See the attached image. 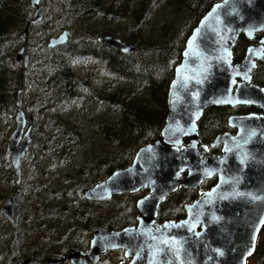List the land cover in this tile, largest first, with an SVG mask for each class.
Instances as JSON below:
<instances>
[{
	"label": "water",
	"instance_id": "1",
	"mask_svg": "<svg viewBox=\"0 0 264 264\" xmlns=\"http://www.w3.org/2000/svg\"><path fill=\"white\" fill-rule=\"evenodd\" d=\"M29 4L33 11L24 22L25 35L47 9L43 0H29ZM261 29L264 0H218L199 18L185 39L169 82L167 113L159 134L139 146L128 165L80 192L85 199L107 201L114 195L145 189L135 203L136 224L118 230L96 227L89 254L74 250L67 257L88 260L108 248L123 249L130 258L126 264H247L264 225V90L247 86L254 65L248 51L242 63L232 64L231 49L238 33L251 37ZM67 40L68 32L63 29L49 37L47 45ZM97 40L122 52L133 48L109 34ZM24 51L22 45L14 57L26 67L29 59ZM235 78H240L236 86ZM237 104L257 105L262 112L229 116L228 124L236 131L217 134L209 145L221 144V151L210 153L198 133L204 109ZM15 105L14 128L5 146L15 192L0 206L11 222L22 161L33 137L32 120H27L22 109L21 88ZM213 176L216 181L210 188L183 204V218L157 220L159 205L167 195L179 186L196 189Z\"/></svg>",
	"mask_w": 264,
	"mask_h": 264
},
{
	"label": "trees",
	"instance_id": "2",
	"mask_svg": "<svg viewBox=\"0 0 264 264\" xmlns=\"http://www.w3.org/2000/svg\"><path fill=\"white\" fill-rule=\"evenodd\" d=\"M158 1L47 0L45 12L47 17L30 26L31 31L36 35L34 46L30 47L38 51L37 62L34 64L35 68L31 69L30 76L36 77L44 83L40 96L35 100L36 115L38 116L42 111H47L57 104L78 100L82 94L116 113L115 118H112L111 121L104 117H97L92 122L93 128L110 146L109 153H99L93 160L85 159L84 164L74 167L75 175L71 174L70 177L62 178L58 188L49 190L50 199L48 197L38 199L44 200L42 205H38L42 215L38 231L44 234L48 231L53 240L59 241L64 234L67 235L66 230L65 232H60L59 229L53 231L47 227L51 220L54 221L53 226L57 224L56 221L63 222L66 215V210L63 209L64 204L55 201L66 197V200L70 202L68 211L74 213V216L77 213H82L83 204L98 205L99 202L81 198V190L99 181L101 175L105 177L114 169L128 165L136 149L153 141L159 134L167 113L166 96L169 82L173 77L174 68L180 60L185 39L199 18L218 0H164L163 5L171 9L173 15L181 13L184 8H187L192 15L187 30L179 40L175 41L172 40L174 34L177 33L174 20L162 22L156 36L145 33L146 20L155 12ZM27 8V2L20 9L19 0H0V114L4 113L9 105H6L7 99H12L14 96L16 98V85L21 83V73L16 68H19V62L14 59L9 46L19 37H24V34L22 36L20 34V27L21 22L25 19ZM52 8L58 11L61 19L56 23V26L47 25ZM99 19L128 20L127 28L116 27L113 29V35L132 44L133 48L122 52L103 44L97 40V37L111 33L88 26L86 30L77 32L75 38H68L66 42L53 47L47 45L49 35L56 29H65L70 25H80ZM72 28L71 31L74 30V27ZM89 57L100 64V70L109 77L101 87L98 86V82H95L97 77L84 78L75 71L76 64ZM36 80L34 79V81ZM49 120L53 121L55 131L47 134L48 136L45 134L44 143L57 140L62 146L69 147L70 143L72 145L80 141L79 120L72 122L64 117L51 116L46 121V126L51 124ZM32 123L33 141L39 135L37 134L38 123L36 121ZM209 125V113L206 110L199 122V137L201 142L206 144L211 139L208 133ZM32 148L30 144L27 153ZM211 149L218 150L213 147ZM214 179H204L199 188L201 190L209 188L214 183ZM34 181L33 173L27 175L26 180H23L25 189L30 191ZM21 182L22 180L20 184ZM74 184L77 185L74 186ZM79 189L81 190L79 191ZM19 191L21 192V190ZM20 192L17 195H20ZM197 194L198 190L179 188L174 195H169L161 204L159 220L172 218L176 220L184 216L182 202L193 200ZM3 197L0 195V202ZM130 200L133 210L135 194L129 193L113 196L107 206L112 207L113 205V210L121 216V220H127L125 223H129L135 219L133 212L126 217L123 213V206H127ZM47 201L52 202L53 206H49ZM66 206L69 209V206ZM174 206L178 210L177 208L174 210ZM80 217L81 221L78 220L74 224L69 223L66 229L71 226L78 227L79 224L81 227L87 228L90 212L87 211L86 216L80 215ZM111 224L107 223L108 226H112ZM251 258L254 259L253 264H261L264 261V235L263 239L259 238L257 241L255 252L249 259ZM249 259L247 264H249Z\"/></svg>",
	"mask_w": 264,
	"mask_h": 264
},
{
	"label": "rangeland",
	"instance_id": "3",
	"mask_svg": "<svg viewBox=\"0 0 264 264\" xmlns=\"http://www.w3.org/2000/svg\"><path fill=\"white\" fill-rule=\"evenodd\" d=\"M164 0L158 1V6L155 12L150 15L146 20L145 33L146 35L156 36L162 22L174 20L175 27V36L172 37V40H179L181 36L185 33L190 24L192 18L191 12L187 8H184L181 13L176 15L172 14L171 9L163 5ZM25 2L28 3V8L25 11V19L21 22L20 34L23 35L24 22L32 14L33 8L29 4V0H19L20 9L24 6ZM47 4V0H43ZM58 11L55 8H52V12L49 15V20L47 25L56 26V23L61 20L60 16L57 13ZM44 17H47L43 16ZM128 20L123 21H113V20H104L99 19L95 21H87L80 25H70V27L65 28L68 31V38H75L77 32L86 30V27H95L98 30H106L110 35H113V29L120 27L122 29L127 28ZM74 30L71 31V29ZM87 27V28H88ZM64 28L56 29L55 32H52L49 37L58 35ZM191 31V30H190ZM190 33V32H189ZM114 36V35H113ZM36 35L31 31L27 32V35L24 37H19L9 49L12 50V55L14 56L17 50L24 45L25 54L28 55L29 63L27 68H23L22 62H19V68L16 67L21 73V83L16 85V91L22 89V109L25 113L27 120L36 121L38 123V132L39 137L33 139L31 145L32 150L28 152L25 158L22 161V175H21V184L19 188L21 192L20 195H16V211L22 213L26 221V226H20L17 230L19 237L17 240H36L37 235L43 233L38 231V224L42 218L41 211L38 208V205H42V201L38 200L41 197H49V190L51 188H58L62 178L70 177L71 174H76V169L74 167L81 166L84 164L85 159L93 160L97 154L102 152L109 153L110 146L96 131L92 126V122L97 117H104L108 121L115 118L116 113L111 112L110 108H105L98 104L96 101H91L90 98H87L82 94V96L77 100H71L66 103L57 104L53 108H50L47 111H42L39 115H36V102L40 93L42 92L43 82L39 81L36 77L32 78L30 76L31 69L35 68V62H37V53L36 49L34 50L30 46H34ZM169 40V39H168ZM76 73L81 77H97L95 82H98V86L101 87L109 79V77L103 74V71L100 70V64L96 63L91 57L80 60L75 66ZM34 79L36 81H34ZM41 85V86H40ZM81 92V91H80ZM16 98L15 96L6 101V111L0 114V195H3L0 204L2 205L4 200L12 193L15 192L14 181H11V172L12 167L10 164L9 156L5 153L6 140L10 132L14 128V115L16 112L15 105ZM96 102V103H95ZM51 116L57 118L64 117V119H69L72 122L79 120L80 127V141L78 143H73L69 147H64L57 140H52L50 143H44L43 138H46L45 134L49 135L55 131L53 121L49 120V125L46 126V121L51 118ZM52 129V130H51ZM47 135V136H48ZM33 173L35 177L34 184H32L31 190L28 191L25 189V181L27 175ZM37 175V179H36ZM104 175H101L99 178L103 179ZM103 177V178H102ZM98 178V179H99ZM100 179V180H101ZM99 180V181H100ZM98 182V181H97ZM96 183V182H95ZM77 185V184H76ZM74 184V186H76ZM93 185V184H92ZM91 186V185H90ZM81 189H79L80 191ZM146 190L141 189L135 194L142 195L145 194ZM61 202L64 204L63 209L66 210V215L64 216V221H56L57 224L54 226L53 220L51 223H48V228L53 231L59 229L60 232H68L72 229L71 226L69 229H66L67 225L70 223H76L82 220L80 215L86 216L87 211L90 212L89 225L87 228L78 229V233H68L64 234V245L73 246V245H83L86 238V233L94 228L100 221L103 224L109 223L112 221L109 218L113 216L112 226L120 227L127 220L122 221L121 216L116 214L117 212L113 210L112 207L102 205V206H92L91 204H83L82 213H77L74 216V213H69L70 211V202L66 200V197L55 201ZM49 206H53L52 202H46ZM0 205V206H1ZM69 206L68 207L66 206ZM0 221L2 224H5V227L8 226L6 222H3L2 214L0 213ZM119 219V220H118ZM5 221L7 219L5 218ZM91 224L93 226H91ZM78 228L81 227L80 224L77 225ZM13 230H11L12 232ZM8 232V231H7ZM14 234V232H12ZM11 235V234H10ZM264 231L261 233L260 238L263 239ZM24 238V239H22ZM63 239V238H62ZM6 241H11V239L6 238ZM8 244V243H7ZM261 246V243H260ZM114 258L119 259L120 256L115 254ZM254 258V257H253ZM249 259V264L254 263V259ZM261 264H264L262 261Z\"/></svg>",
	"mask_w": 264,
	"mask_h": 264
},
{
	"label": "flooded vegetation",
	"instance_id": "4",
	"mask_svg": "<svg viewBox=\"0 0 264 264\" xmlns=\"http://www.w3.org/2000/svg\"><path fill=\"white\" fill-rule=\"evenodd\" d=\"M247 51H248V54L253 58V62H254V65L252 66L250 73H249L250 78L247 82V86L258 87V88L264 90V29L255 31L254 35L251 37L246 36L243 33H238L236 40H235V42L232 46V49H231V62H232V64L242 63L247 56ZM24 53H25V51H24ZM14 59H15V57H14ZM17 62H19V61H17ZM28 63H29V61H28ZM22 66H23V68H27L28 64L26 67H24V65L22 63ZM239 81H240V78H235L234 86H236ZM206 110H208V113H209L210 125L208 128V133H209V136H211V139L207 145L209 146V152L214 153V154L219 153L221 151V144L210 146L209 143L213 140V138L217 134H220L223 132L234 133L236 131L235 128L230 127L228 124L229 116L239 115V114H248V113L260 115L262 112V109L259 106L253 105V104H237V105H233V106H230V105L209 106V107H206L204 109L200 119L198 120V133H199V122H200V120H201V118H202V116ZM199 136H200V134H199ZM212 147L217 148L218 150H212L211 149ZM213 151H215V152H213ZM216 151H218V152H216ZM212 178H215L214 180L216 181L215 176L211 177V179ZM215 181H214V183H215ZM179 188H184V187L179 186L174 192L170 193L169 195H174V193ZM185 189H195V188H185ZM206 189H208V188H206ZM206 189L201 190L198 186V188H196L195 190H198V194H199L201 191L206 190ZM17 193L18 192H16V194H15V202H16ZM129 194H136V193H129ZM198 194H197V196H198ZM118 195H120V194H118ZM142 195H139V194L136 195L137 197L133 201V210H132V201L131 200L127 204V206H123L124 207V212H123L124 215H126V217H128V215L131 214V212H133V217L135 219L131 220L129 223L123 224L120 227L108 226L106 224H103L100 221L97 225L94 226L93 229H91L90 231H88L86 233L87 239L85 240L84 244L80 245V246H77V245L66 246V245H64L63 244L64 243V237H63V239H61L59 241L53 240L51 238L52 235L48 231L45 232V234L42 233V234L37 235L36 240H17L19 237L17 230L19 229L20 226L21 227L26 226V225H24V223H26L25 219L23 218L24 216L22 215V213L17 212L16 207H15L14 219H13V222H11L8 219H7V221H5V216L0 212L2 214L3 222L4 223L6 222V224H8V226L5 227V224H2L0 221V264H126L130 258L125 256L123 249H108L107 248L106 250L100 251L99 253H97L93 258L88 259L89 261L84 260L82 258L71 259L70 256L67 257V254L68 253L73 254L74 250H78L80 252H83L84 255H88L89 249H90V240H91L93 231L96 227L101 226V227L106 228L107 230H118L124 226L135 225L136 224V215L138 213V210L136 208L135 203H136V200ZM169 195H167V197ZM81 198H83V197H81ZM112 198H113V196L107 201H95V200H93V201L99 202L98 206H102V205L107 206V203ZM83 199L88 200L85 198H83ZM193 200L182 202V208H183L184 203L191 202ZM88 201H92V200H88ZM161 204L159 205V208H160ZM15 205H16V203H15ZM112 208H113V205H112ZM159 208H158V215H159ZM176 208L177 207L174 206L173 209L175 210ZM177 210H178V208H177ZM183 213L185 216L184 208H183ZM184 216H182L180 218H183ZM109 219L113 221V216L110 217ZM157 220L163 221V220H159V216H157ZM166 220H168V219H166ZM176 220H178V219H176ZM112 221L111 222L109 221V223H112ZM91 226H93V225L91 224ZM80 228H83V227H79V228L78 227H72V229L70 231H68L67 234L73 233V232L74 233L81 232V231H78V229H80ZM263 228H264V225L262 227V230L259 234L257 241H259L260 235L264 231ZM11 230H13L12 232H14V234H12ZM6 238L11 239V241L7 242ZM115 254L119 255L120 258L119 259L114 258L113 255H115Z\"/></svg>",
	"mask_w": 264,
	"mask_h": 264
},
{
	"label": "snow or ice",
	"instance_id": "5",
	"mask_svg": "<svg viewBox=\"0 0 264 264\" xmlns=\"http://www.w3.org/2000/svg\"><path fill=\"white\" fill-rule=\"evenodd\" d=\"M218 102H221L222 103V102H225V101H218Z\"/></svg>",
	"mask_w": 264,
	"mask_h": 264
},
{
	"label": "bare ground",
	"instance_id": "6",
	"mask_svg": "<svg viewBox=\"0 0 264 264\" xmlns=\"http://www.w3.org/2000/svg\"><path fill=\"white\" fill-rule=\"evenodd\" d=\"M41 86V85H40ZM43 86V85H42ZM42 101V100H41Z\"/></svg>",
	"mask_w": 264,
	"mask_h": 264
}]
</instances>
